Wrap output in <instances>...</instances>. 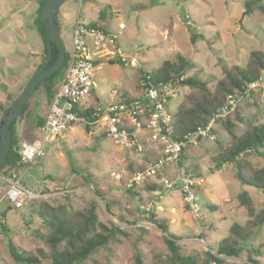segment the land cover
<instances>
[{"label": "rangeland", "instance_id": "1", "mask_svg": "<svg viewBox=\"0 0 264 264\" xmlns=\"http://www.w3.org/2000/svg\"><path fill=\"white\" fill-rule=\"evenodd\" d=\"M41 1L0 0V86L7 87L6 91L0 89V104L4 106L21 95L44 63L45 36L38 20ZM74 1L77 4L73 17H80L88 25L102 24L107 32L117 36L121 52L119 56L116 50H109L110 56L99 62L93 73L94 91L102 96L100 106L140 96V76L156 73L165 61H173L178 54L192 60L196 66L192 73L213 89L222 78L220 61L227 66L244 67L251 51L264 50V16L258 11L246 14L245 3L250 0H67L62 7ZM58 23L68 48L70 25ZM121 23L125 29H119ZM189 29L199 37L195 43ZM120 57L136 66L122 64ZM178 89L169 101L173 113L188 92L187 88ZM236 109L247 122L264 123V79L263 86L238 100ZM29 119L28 113L16 123V130L23 128L26 134L25 142L40 139L29 133ZM100 127L88 133L86 126L80 124L47 143L45 156L32 171L22 174V184L32 191H42L49 196L47 200H35L20 210L8 203L0 204V222L9 230L8 235L0 230V264H14L10 243L26 255L45 248L36 233L45 234L47 230L34 214L42 202L67 205L73 210L85 209L95 202L99 221L108 226L119 225L124 231L86 264H136L137 254L143 256L145 264H170L165 234L146 213L163 223L168 234L180 239L183 255L194 257L197 264H214L209 256L214 252L209 248L229 237L234 224L243 226L248 221L238 202L239 193L247 191L256 209L263 208L264 194L242 187L234 177L233 167L210 173L209 159L218 152V143L224 147L231 143L221 123L215 126L214 141L201 140L187 146L185 152L187 166L195 169L201 181L195 191L200 218L188 211L178 193L166 191L159 182H147L157 183L158 191H148L147 183L135 184L134 175L143 171L146 162L150 164L159 157L148 154L145 148L142 153L135 149L127 152L101 135ZM245 129V124H240L237 134ZM259 163L264 165V159ZM6 178L8 175L0 177V197L7 189ZM214 206L216 210L209 209ZM263 243L264 228L238 258H224L223 264H246L249 259L264 264Z\"/></svg>", "mask_w": 264, "mask_h": 264}, {"label": "trees", "instance_id": "2", "mask_svg": "<svg viewBox=\"0 0 264 264\" xmlns=\"http://www.w3.org/2000/svg\"><path fill=\"white\" fill-rule=\"evenodd\" d=\"M46 1H41L38 11L39 30L45 36V58L43 65L40 66L42 69L49 68L58 57V50L52 44V59L50 62H46L48 56L47 36L40 18L41 10ZM93 3H97V1L93 0ZM245 6L247 15L253 11H258L264 16V0H250L245 3ZM89 26L104 30L103 27L96 24H89ZM189 33L191 34V41L195 43L199 38L198 35L190 29ZM219 63L222 78L218 80L213 89L210 88L207 82L202 81L192 73L195 70V64L181 54L176 55L173 61H165L156 73H146L140 76V80H146L149 76L150 80L148 82L163 94L167 92L168 87L171 85L174 88L188 89L177 112H171L170 137L172 140L186 142V137L208 126L214 115L227 104L230 97L240 100L248 96V86L253 82L264 79V50L251 51L244 67L238 65L227 66L222 61ZM66 66L67 61H65L64 67L59 72L41 81L35 88L30 100L40 88L44 89L47 99L51 100L57 88L56 85L63 78ZM140 80L138 89L141 93ZM0 89L6 91L7 87L1 85ZM15 100L10 99L9 106L0 104L1 116L12 106ZM30 100L20 116L10 126L13 143L6 161L0 167V177L7 175L9 177L13 171H22L24 168L20 163L19 151L22 141L16 134V123L19 118L26 117L30 113ZM77 113L87 119L90 117V111L86 113L77 111ZM221 124L229 135L231 143L225 147L218 143V152L209 159L210 172L213 173L227 167H233L234 177L242 187H251L264 194V165L259 163L260 160L264 159V123L247 122L241 111L235 109ZM240 124H245L246 129L241 134H237ZM42 125V122L38 119L34 122L33 128L41 129ZM85 129L88 133L91 131L89 126H86ZM186 149L182 152L179 168L186 175L198 178L195 169L192 170L185 165ZM146 188L148 191H158L160 189L157 183H147ZM237 198L240 206L246 211L248 221L243 226L234 224L229 230V237L217 243L214 248H209L210 251L214 252V255L209 253L210 260L214 264H223L224 258H238L256 235L258 237L260 230L264 228V201L263 208L257 210L247 191H241ZM209 209L216 210V207H209ZM34 214L47 230L45 234L36 233V237L43 243L45 248H37L31 255H26L20 252L13 243H10V255L14 264H86V261L94 253L106 248L115 240L117 235L125 234L119 225L112 224L108 226L99 221L95 202H91L82 210L69 209L67 205H51L42 202ZM146 215L165 234V242L171 253L168 259L170 264H197L194 257L185 256L181 253L179 238L168 234L164 224L154 220L153 215L149 213H146ZM1 216L5 217V214ZM0 230L8 235V228L1 222ZM261 247H264V243ZM135 260L136 264H145L141 254H137ZM246 264L261 263L249 259V263Z\"/></svg>", "mask_w": 264, "mask_h": 264}, {"label": "built area", "instance_id": "3", "mask_svg": "<svg viewBox=\"0 0 264 264\" xmlns=\"http://www.w3.org/2000/svg\"><path fill=\"white\" fill-rule=\"evenodd\" d=\"M119 29H124V25L120 24ZM116 43V35L93 28L80 19L76 21L71 31L69 47L66 48V70L50 101L48 113L41 128L42 135L39 140L21 143L20 163L24 168L22 171H13L8 178L4 179L7 189L0 197V204L8 203L13 209L20 210L35 200L48 199L49 196L42 191L26 188L22 184V174L32 171L38 161L45 156L47 143L58 139L74 125L83 124L90 129L102 125L106 137L113 140L120 148L135 149L142 153L144 146L136 136V132L127 126L126 121L139 129L140 119L147 116L146 126L150 140L161 145L162 151L156 161L134 175L133 182L137 185H143L148 181L159 182L166 191H178L188 211L197 218L201 217V208L195 194L201 181L197 177L186 175L179 168L181 155L187 146L198 144L201 140L214 141L215 126L235 111L239 99L230 97L208 126L186 137V142L174 141L170 137L172 114L168 107L169 98L178 94L179 89L171 85L163 94L148 82L149 76L146 80H140L142 88L140 99L92 107L85 101L95 89L93 78L96 69L95 54L107 45L115 46ZM120 61L127 64L124 57ZM261 86H263V79L251 83L247 94ZM77 111L83 113L90 111L89 119L80 116ZM170 169H174V172L169 174L167 172H170ZM159 176L160 179H158Z\"/></svg>", "mask_w": 264, "mask_h": 264}, {"label": "water", "instance_id": "4", "mask_svg": "<svg viewBox=\"0 0 264 264\" xmlns=\"http://www.w3.org/2000/svg\"><path fill=\"white\" fill-rule=\"evenodd\" d=\"M67 0H47L41 10L40 18L46 29L48 56L46 62L52 59V44L58 50L56 61L47 69L40 67L30 78L21 95L13 102L12 106L5 111L0 119V167L6 161L13 140L10 134L11 124L20 116L27 106L35 88L44 79L59 72L66 61V46L60 34L57 15L62 4Z\"/></svg>", "mask_w": 264, "mask_h": 264}, {"label": "crops", "instance_id": "5", "mask_svg": "<svg viewBox=\"0 0 264 264\" xmlns=\"http://www.w3.org/2000/svg\"><path fill=\"white\" fill-rule=\"evenodd\" d=\"M76 4H77L76 1H74V3H72V5H69V6H66V7H62L63 6V4H62V6L60 7V10L58 12V15H57V22L59 21L64 27L70 25L69 42H70V38H71V31H72V28H73L74 24L76 23V21L78 19L82 20L80 17H73V11L72 10H73V7ZM82 21L84 22V20H82ZM92 23L96 24V25H98L100 27H103V29L107 32L106 28H104V26H102V24H98L99 22H92ZM107 33L111 34L110 31H108ZM112 35H114V34H112ZM111 49L112 50L113 49L116 50V52H118L119 56L121 55L120 54L121 52H120V49H119V46H118V41H117L115 46L107 45L106 47H104V49L102 51H100V52L95 54V67H98V63L99 62L105 61L106 57L110 56L109 50H111ZM120 58H119V60H120ZM131 61L135 62L134 59H132ZM127 64H129L131 67H135L136 66V65L134 66V65L130 64V62L127 63ZM141 97L142 96L140 94V96H138V97H136L134 99H140ZM101 99H102V96L101 95L100 96L96 95V92L94 91L92 93V95L89 96L86 99L85 102L88 105L92 106V107H96V106H100ZM134 99H130V100H134ZM50 101H51L50 99H47L44 89L41 88V90H39L37 92V95L33 96V99L30 102V113H29L30 114L29 115L30 119L29 120L31 122H30V126H29V128H30L29 133L33 134L34 136L38 135V136L41 137V135H42L41 129L40 128H33V126H34V122L37 121L38 119H40V121L43 124V122H44V120H45V118L47 116V113H48V108H49ZM146 119H147L146 116H144V117H142L140 119V128L139 129L137 127L133 126L132 124H130L128 121H126V124H127V126H129V128L131 130H134V132H136V136L140 139L141 143L143 144V146L146 149V152H148V154H155V157H160L161 151H162V146L150 140V137H149V134H148V130H147V126H146L147 125L146 124V121H147ZM77 126H80V125H74L71 129H73V128L77 127ZM142 126H144V127H142ZM98 127L101 128L100 129L101 130V135H103L105 138H108V137H106L104 127L102 125H98ZM26 128L27 127H25V125H24V129L25 130H27ZM17 130H18V128H17ZM17 130H16L17 136L20 139L22 138V143L25 142L26 140L24 138H25L26 134L24 135L23 128H22V130H18V131ZM91 130H92V128H91ZM68 132H66V133H68ZM35 140H37V139H35ZM35 140H33V141H35ZM126 150H127V152H131V150H129V149H126ZM185 160H186V156H185ZM154 161H156V159ZM184 162L186 164L187 160L184 161ZM148 164H149V162H146L145 163V167ZM170 170L171 171L167 172V173L170 174V173L174 172V169H170ZM210 173H212V172H210ZM170 192H172V191H170ZM174 192L178 193V195L180 196V201L182 202V198H181L180 193L178 191H174Z\"/></svg>", "mask_w": 264, "mask_h": 264}]
</instances>
